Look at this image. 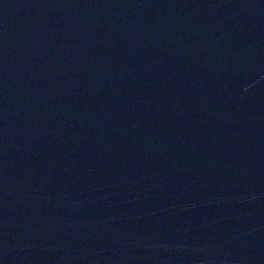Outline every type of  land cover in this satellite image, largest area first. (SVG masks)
Here are the masks:
<instances>
[{
	"label": "water",
	"instance_id": "water-1",
	"mask_svg": "<svg viewBox=\"0 0 264 264\" xmlns=\"http://www.w3.org/2000/svg\"><path fill=\"white\" fill-rule=\"evenodd\" d=\"M0 264H264V0H0Z\"/></svg>",
	"mask_w": 264,
	"mask_h": 264
}]
</instances>
